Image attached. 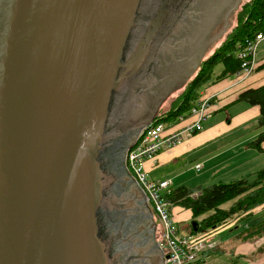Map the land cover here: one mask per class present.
Segmentation results:
<instances>
[{
  "label": "water",
  "instance_id": "95a60500",
  "mask_svg": "<svg viewBox=\"0 0 264 264\" xmlns=\"http://www.w3.org/2000/svg\"><path fill=\"white\" fill-rule=\"evenodd\" d=\"M238 1L0 0V264H165L126 151Z\"/></svg>",
  "mask_w": 264,
  "mask_h": 264
},
{
  "label": "crops",
  "instance_id": "0c3cea01",
  "mask_svg": "<svg viewBox=\"0 0 264 264\" xmlns=\"http://www.w3.org/2000/svg\"><path fill=\"white\" fill-rule=\"evenodd\" d=\"M262 65H264V57L258 61L256 72L250 78L245 80L235 78L230 83L227 81L228 78L212 85L204 92L210 97L211 106L210 117L204 122L203 131L186 139L179 146L162 152L156 159L147 161L145 170L151 181L171 180L172 189L182 186L195 189L193 188L195 170L213 172L215 175L207 179L206 183L212 185L240 180L264 169V143L263 151L248 146L264 132L259 124V131H256L252 125V120H257L260 116V108H251L245 103L237 102L244 91L264 85V69L259 71ZM225 113L232 117L229 118ZM246 229L241 230L236 236L239 239L236 243V250L238 249L236 258L245 261L240 264H264V256L259 260L257 256L253 259L255 253L257 255L262 252L264 240L261 239L263 242L247 241L244 239ZM231 230L232 228H226L224 231ZM236 238L229 240L228 248L230 242ZM258 243L260 244L257 245ZM247 244L253 245L248 251L244 249ZM222 246L223 243L220 242L217 254L222 252ZM215 250L205 253L198 264L209 261L216 255L213 254ZM248 258L251 259L248 261Z\"/></svg>",
  "mask_w": 264,
  "mask_h": 264
},
{
  "label": "trees",
  "instance_id": "16d2710c",
  "mask_svg": "<svg viewBox=\"0 0 264 264\" xmlns=\"http://www.w3.org/2000/svg\"><path fill=\"white\" fill-rule=\"evenodd\" d=\"M260 33L264 35V0H248L241 7L235 27L228 39L200 65V69L187 84L184 92L178 96L165 120L164 118L156 119L165 123H176L180 117L190 116L191 110L196 107L202 93L212 85L241 72L242 62L239 59V53L245 49L248 41ZM219 67L221 69H218ZM262 69L264 65L259 68V71ZM237 102L245 103L251 108L259 107L260 116L257 122L259 127L264 129V85L244 91ZM263 143L264 132L248 146L263 151ZM166 199L171 204V210L179 207L192 213V222L198 223V232L195 233L192 227V234L215 231L227 222L240 216H249L253 210L264 206V169L240 180L229 183L220 182L208 188L178 187L170 190ZM228 203L233 204L229 209L223 208ZM263 225L264 220L246 229L244 239L254 241L256 238H264Z\"/></svg>",
  "mask_w": 264,
  "mask_h": 264
},
{
  "label": "built area",
  "instance_id": "2783aa9c",
  "mask_svg": "<svg viewBox=\"0 0 264 264\" xmlns=\"http://www.w3.org/2000/svg\"><path fill=\"white\" fill-rule=\"evenodd\" d=\"M263 42L264 35L260 33L248 41L245 49L240 52L242 70L238 73V78L247 79L257 69V54ZM210 101L209 96H203L191 110L190 116H182L176 123H165L161 120L151 122L140 132L127 156L128 169L157 216L160 243L166 252L167 264H197L202 255L217 248L218 243L212 241L213 235L208 233L198 237L199 234L184 235L180 232L173 221L170 203L166 199L171 190V180L151 181L145 164L156 159L162 152L171 150L202 132L204 122L210 117Z\"/></svg>",
  "mask_w": 264,
  "mask_h": 264
},
{
  "label": "rangeland",
  "instance_id": "374dc122",
  "mask_svg": "<svg viewBox=\"0 0 264 264\" xmlns=\"http://www.w3.org/2000/svg\"><path fill=\"white\" fill-rule=\"evenodd\" d=\"M247 1L246 0H243V2L241 3V7ZM241 7H240V9H241ZM240 9H239V11H240ZM239 11H238V13H239ZM238 13H237V15H238ZM236 20H237V18H236ZM235 24H236V21H235V23L232 22V24L230 25V27L227 30H225L218 37V40L215 41V44L210 49V51L204 55L203 62L206 59H208L215 52V50L217 48H219L228 39L231 31L235 27ZM262 57H264V42L262 43V45L259 48V51H258V54H257V59H256L257 65H256L255 68L258 67V61ZM199 67H197V69L195 70V74L198 72V69H200ZM218 69H221V67H219ZM255 72H256V70L254 71V73ZM254 73L251 76H253ZM256 74H258V73H256ZM237 75H238V73L235 76L229 78L227 81L230 83V82L234 81L235 78H237L239 80H245V79L238 78ZM250 77H248V78H250ZM190 81H191V79H188L187 82H186V84L187 83L189 84ZM186 86L181 87L180 90H178L174 94L171 93L172 94V97L168 98V100L165 99L163 101L164 104H162V106H160V108H159V110H158L157 115L155 116V118H160V119L164 118V120H165V118L168 116L169 112L172 110V108H173V106L175 104V101L177 100L178 96L184 92ZM203 96H206L205 93H202L201 98ZM225 114H228V113H225ZM228 115H229L228 116L229 118L232 117V115H230V114H228ZM156 120H159V119H155L154 121H156ZM252 125L254 126V128L256 129V131H259L260 130L258 128L257 120H252ZM126 166H127V164H126ZM127 169H128V166H127ZM128 171L131 173V171L129 169H128ZM220 172H222V170ZM194 175H195V185L193 186V188H195V189L208 188V187H211V186L216 185V184L219 183L218 182V183H215V184H212V185L211 184H206L208 182L207 179H210L211 177H213L215 175L213 172L206 173V171H204V172H198V171L195 170ZM171 190H172V188H171ZM198 194H199V192L196 193V196H198ZM232 204L233 203L225 204L223 206V208L229 209ZM169 209H170V207H169ZM170 212L172 214L173 221L177 225V227H179L180 232L182 234H184V235L191 233V228H192V213L190 211L183 210V209H181L179 207H174V208H172V210L170 209ZM246 214H249V213H246ZM244 216H240V217H238L237 219H235L233 221L227 222L224 226L218 228L215 231H211V232L208 231L207 232L208 234L213 235L211 237V239H212V241L218 243V245H217L218 247L220 245V242L223 243V246H222V252H220L218 254H217V251H218L219 248H217V249L215 248L216 250L214 249L215 251L213 252V254H216V255L212 256V258L209 261H207L205 264H240V262H245V261L238 260L236 258V256H235L236 252L238 251V249L236 250V243L239 240L238 237L236 238V236L241 232V230H244L245 228H247V230H248V229L252 228L253 225H256L259 222H261V221L264 220V206H261V207L255 209V210H253L252 213H251V215H249V216L247 215L245 217ZM226 228H228V229H231L232 228V230L231 231H224ZM214 234H216V235H214ZM195 235H197V234H195ZM201 236L202 235L199 234L198 237H201ZM233 238H236V240H234V241L232 240V242H230V246L228 248L229 240H231ZM261 239L264 240V238H261ZM261 239L256 238L254 240V242L255 241H258L259 242V241H261ZM261 242H263V241H261ZM259 244L260 243H258L257 245H259ZM254 246H256V245H254ZM251 247H253V245L247 244V245L244 246V249L246 251H248V250L251 249ZM210 251H212V250H210ZM210 251H207V252H210ZM207 252H205V253H207ZM213 254H211V255H213ZM203 255H202V257H203ZM256 256H257V259L258 260L261 259L264 256V244H263V250H262V252H259L257 255L255 253L254 256H253V259ZM249 257H251V256H249ZM250 259L251 258H248V261Z\"/></svg>",
  "mask_w": 264,
  "mask_h": 264
},
{
  "label": "flooded vegetation",
  "instance_id": "af4514ba",
  "mask_svg": "<svg viewBox=\"0 0 264 264\" xmlns=\"http://www.w3.org/2000/svg\"><path fill=\"white\" fill-rule=\"evenodd\" d=\"M243 2V0H239L238 1V3H237V5L235 6V8L233 9V10H231L230 12H229V14H228V16H227V26H226V29L225 30H227L229 27H230V25L232 24V22H234L235 23V21H236V18H237V13H238V11H239V9H240V7H241V3ZM231 30V29H230ZM218 40V37L215 39V41H217ZM203 58H202V60H201V62H200V64H199V66L201 65V63L203 62ZM198 66V67H199ZM200 68V67H199ZM195 76V72H194V74L191 76V77H189V79H193V77ZM188 84V83H187ZM186 83H185V85L184 86H186L187 85ZM178 90H180V89H178ZM178 90H176L175 92H173L172 94H174V93H176ZM172 94L170 95V96H168L167 98H166V100H168V98H170V97H172ZM162 104H164V102L162 101L161 102V104H160V106H162ZM160 106L158 107V110H159V108H160ZM156 115H157V113H156ZM155 116L153 117V119H152V121L151 122H153L155 119ZM148 126V125H147ZM146 126V127H147ZM146 127H144L143 129H145ZM142 129V130H143ZM141 130V131H142ZM133 146V145H132ZM131 146V147H132ZM131 147L129 148V149H127V151H126V155H125V162H124V165H125V170H126V173L130 176V178L133 180V182H134V184H135V189L141 194V196L144 198V200H145V203H146V207H147V209L149 210V212H150V214H151V216H152V221L154 222V224H155V230H156V232L154 233V235H155V243H158V246L160 247V250L162 251V253H163V255H164V263L165 264H167V261H166V258H167V255H166V252L164 251V249H163V247H162V245H161V243H160V231H159V222H158V219H157V216L154 214V212H153V210H152V207L146 202V199H145V197H144V195H143V193H142V191H141V189H140V187L138 186V184H137V182L135 181V179L133 178V176H132V174L128 171V169H127V166H126V164H127V156H128V153H129V151H130V149H131Z\"/></svg>",
  "mask_w": 264,
  "mask_h": 264
},
{
  "label": "bare ground",
  "instance_id": "6f19581e",
  "mask_svg": "<svg viewBox=\"0 0 264 264\" xmlns=\"http://www.w3.org/2000/svg\"><path fill=\"white\" fill-rule=\"evenodd\" d=\"M179 228V227H178ZM189 234H192V233H189Z\"/></svg>",
  "mask_w": 264,
  "mask_h": 264
}]
</instances>
